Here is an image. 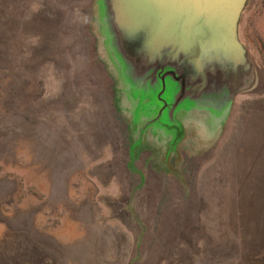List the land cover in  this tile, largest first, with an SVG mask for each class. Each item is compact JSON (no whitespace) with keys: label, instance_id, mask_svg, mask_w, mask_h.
<instances>
[{"label":"rangeland","instance_id":"374dc122","mask_svg":"<svg viewBox=\"0 0 264 264\" xmlns=\"http://www.w3.org/2000/svg\"><path fill=\"white\" fill-rule=\"evenodd\" d=\"M106 30L101 0H0V264H264V0L240 19L261 90L236 144L169 77L126 89Z\"/></svg>","mask_w":264,"mask_h":264},{"label":"water","instance_id":"95a60500","mask_svg":"<svg viewBox=\"0 0 264 264\" xmlns=\"http://www.w3.org/2000/svg\"><path fill=\"white\" fill-rule=\"evenodd\" d=\"M248 1L101 0L109 48L125 88L150 78L163 85L167 76L182 99L194 102L190 114L201 111L207 119L219 113L211 130L216 132L235 96L255 80L239 38Z\"/></svg>","mask_w":264,"mask_h":264},{"label":"crops","instance_id":"0c3cea01","mask_svg":"<svg viewBox=\"0 0 264 264\" xmlns=\"http://www.w3.org/2000/svg\"><path fill=\"white\" fill-rule=\"evenodd\" d=\"M239 27H240V24H239ZM259 90H261V89L256 88V86L252 87L251 89L243 91L240 94L236 95L235 98L233 99V101L229 107V110H228V113H229V117H228L229 121L228 122L230 124V122H231L230 118L232 117V114H233V117H234L233 122L235 123L234 132L236 135H234L231 138V140H229V142L231 144L237 143L238 140L236 141V138L239 139L238 138L239 135L237 136L238 133H241V131L243 129L245 131L248 129V125H247L246 120H245V116L247 113V107H246L247 99H248L247 97H250V95H252V96L255 95L257 91L259 92ZM239 99H241V100H239ZM239 101H243V102H239ZM252 104H254V103H252ZM236 109L238 110L237 116L235 115ZM254 111H257V108H255ZM236 117H237V119H236ZM251 120L252 121H250V123H249V133L250 134H248L249 135L248 141L250 142L249 143V150L251 151V153H259L260 159H261V155L264 154L263 139L261 137V135H262L261 127L258 126V128H257V126L255 125V123H257V122L261 123V120L260 119H255V120L251 119ZM256 129H259V130L256 131ZM188 136L189 135L186 133L184 136V140L182 141V143L179 146L182 149H184V146L187 148L188 156L196 155L199 153L201 154V153H204L207 151L209 152V150L214 151V150H212L213 149L212 147H214L213 145L216 143V141L218 139L217 138L218 136H216V135L210 136L209 134H202V135L198 134L196 136H199V137H196L195 141L193 138H192L193 141H187V140L191 139V138H187ZM149 137L153 143V146H155V149H157V150H155L156 153L159 150L161 152H162V150L164 151V152H162L163 154L162 153H160V154L164 156V160H165V158H167L166 154L169 155V152H165L166 149L163 147H165L166 143L169 142L170 134H166L164 131L158 130V131H155L153 133H150ZM135 142L133 143V145H137L138 142L137 143H135ZM179 147H178V149H179ZM211 154H212V152H211ZM253 162H254V160L252 159L251 164H250V169H252L251 173H250V180H262L261 169L263 168V164L261 161H259L258 165H252ZM257 169L259 170L258 173L255 172V170H257Z\"/></svg>","mask_w":264,"mask_h":264}]
</instances>
